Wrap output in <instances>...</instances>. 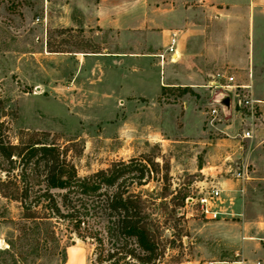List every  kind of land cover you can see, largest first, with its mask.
<instances>
[{"label": "rangeland", "instance_id": "1", "mask_svg": "<svg viewBox=\"0 0 264 264\" xmlns=\"http://www.w3.org/2000/svg\"><path fill=\"white\" fill-rule=\"evenodd\" d=\"M90 5L91 0H0V129L5 140L55 145L80 177L116 161L140 164L141 184L130 189L147 200L153 220L159 255L148 264H264L261 39L254 44L256 56L249 59L253 65L247 76H239L222 52L224 60L208 50L207 63H213L208 79L216 73L233 75L235 84L248 86L238 88L241 93L257 100L253 107L219 110L210 124V107L221 95L233 98L225 89L206 87L208 82L194 87L164 82L154 96V84H129L134 93L149 97L140 99L122 90L118 65H88L89 53L118 50L120 44L118 32L93 20L87 24L83 10ZM213 18L208 14V27ZM225 31L226 40L230 28ZM245 39L252 54L253 33L247 25ZM236 54V59L243 57ZM217 60L223 63L215 66ZM183 86L195 95L180 93ZM245 130L249 138L241 137ZM225 165L246 168L249 178L220 176ZM202 168L218 175L205 179ZM211 180L222 186L224 215L218 220L184 207V198ZM22 222L19 203L0 194V264H99L94 242L82 241L62 226L55 229L58 242L26 240L19 231ZM21 250L28 252L26 258Z\"/></svg>", "mask_w": 264, "mask_h": 264}, {"label": "trees", "instance_id": "2", "mask_svg": "<svg viewBox=\"0 0 264 264\" xmlns=\"http://www.w3.org/2000/svg\"><path fill=\"white\" fill-rule=\"evenodd\" d=\"M180 90L195 95L189 86ZM139 166L116 161L80 177L57 146L12 144L0 129V171L5 175L0 194L20 205L21 237L58 242L55 229L62 226L80 240L95 243L99 264H148L159 255L147 200L130 189L141 184ZM19 254L26 258L28 252Z\"/></svg>", "mask_w": 264, "mask_h": 264}, {"label": "crops", "instance_id": "3", "mask_svg": "<svg viewBox=\"0 0 264 264\" xmlns=\"http://www.w3.org/2000/svg\"><path fill=\"white\" fill-rule=\"evenodd\" d=\"M85 9L87 24L93 20L102 29L118 32L120 43L118 50L89 53L86 61L88 65L97 61L118 65L125 93H134L129 84L135 82L154 84V96L164 82L193 87L209 82L213 63H207L206 57L211 48L222 60L224 56L239 76H247L253 65L249 59L255 55L254 44L260 39L264 50V0H91ZM208 14L214 16L209 27ZM246 25L252 28V54L246 47ZM228 27L230 33H226L225 40ZM173 36L176 56L170 60L167 49ZM233 52L243 57L236 59ZM160 53L165 56L162 64L157 57ZM221 63L217 60L214 65ZM134 94L140 99L149 98L144 92Z\"/></svg>", "mask_w": 264, "mask_h": 264}, {"label": "built area", "instance_id": "4", "mask_svg": "<svg viewBox=\"0 0 264 264\" xmlns=\"http://www.w3.org/2000/svg\"><path fill=\"white\" fill-rule=\"evenodd\" d=\"M175 37L173 36L170 40L169 47L167 52L170 54V60H174L176 56V51L174 49ZM159 58L160 64L165 60V56L163 53L157 54ZM221 81H225L223 84ZM233 75H224L220 73H216L208 82L206 87H214V89H225L233 95V98H230L228 95H221L218 98L216 104L210 107L207 115L209 116L210 124L216 119L219 115V110L223 113H226L227 110L232 107L233 110L237 108H243L246 106L253 107L254 103H257V100L249 97L247 94L241 93L240 89H248L246 85H237L234 83ZM228 99V103L224 104V100ZM251 133L249 130H245L242 132V138H249ZM200 173L207 178L216 177L218 174L213 175L212 173H205L204 169L200 170ZM230 175L232 178L236 180H245L249 178L248 172L246 168H236L233 169L231 165H225V167L220 169V176ZM197 194L196 195H187L184 198V207L190 208L191 210H197L198 213L207 220H218L224 215V211L221 209L222 206V186L219 181L211 180L208 184H201L196 186ZM217 261L208 260L198 262L197 264H217ZM252 264H261L259 260L254 261Z\"/></svg>", "mask_w": 264, "mask_h": 264}, {"label": "water", "instance_id": "5", "mask_svg": "<svg viewBox=\"0 0 264 264\" xmlns=\"http://www.w3.org/2000/svg\"><path fill=\"white\" fill-rule=\"evenodd\" d=\"M223 103L224 104H227L228 103V99H225Z\"/></svg>", "mask_w": 264, "mask_h": 264}]
</instances>
